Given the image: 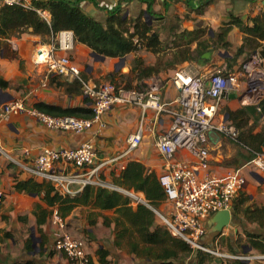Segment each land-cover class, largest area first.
Wrapping results in <instances>:
<instances>
[{
	"label": "crops",
	"instance_id": "obj_1",
	"mask_svg": "<svg viewBox=\"0 0 264 264\" xmlns=\"http://www.w3.org/2000/svg\"><path fill=\"white\" fill-rule=\"evenodd\" d=\"M78 1L86 13L102 21L106 22L109 18V10L120 7L125 11L124 17H127L129 21L141 16L142 20L153 26V30L160 32L162 41L168 45L165 50L153 52L143 48L137 52H131L125 55V61L119 67L116 66L120 62V57L106 56L104 60L97 59L92 55L91 47L76 39L72 54L88 79H108L109 74L120 72L123 77L130 78L132 81L130 84L133 85L138 84L139 81L157 82L169 77L174 69L176 71L180 66L192 64L186 63L189 62L188 60H174L176 50H179V47H174V41L178 38L180 30H194L203 27L206 32L201 39L211 40L217 35L219 28L233 17H239L252 25V18L264 10V0H149L153 13H149L150 21H148L147 0ZM130 28L133 30V27ZM243 37L244 32L241 28L235 24L232 25L227 35L231 43L230 49H224L230 55L221 58L222 61L227 63V57L232 56L241 46ZM47 38L33 33L32 29L22 33L20 37L0 36V43H8L17 50L18 55L17 57L5 55L6 52L1 47L0 77L7 82V87L0 86V98L6 93L12 96L11 99L24 98L27 106H36L38 102H44L62 107H90V100L82 92L68 91L63 85H58L56 78L47 76L45 67L34 61L38 44L48 41ZM196 42H193V48L196 47ZM218 54L221 56L220 51ZM161 55L164 58L170 57V60L168 58L164 60V63L167 61L168 65L158 64L160 68L156 67L157 72L139 80L137 72L132 71L135 57L141 56L146 65L156 66ZM248 56L247 52L240 55L232 71H240ZM200 58L201 55L190 61H197L193 65L202 73L209 74L217 61L210 59L202 62ZM221 60L218 61L222 62ZM162 93L164 100L174 107L178 91L170 80L164 86ZM258 98H261L259 94L246 93V84L242 80L239 89L230 93L219 103L218 110L224 108L228 111H225L224 115L221 113V117L217 112L216 120L234 123V119V124H241V119L236 117V112L246 106H255L259 102ZM257 112L259 118L255 119L259 123L253 118L254 113ZM254 113L247 114V119L244 116L241 126L245 131L263 132L264 112L256 108ZM106 121L107 127L103 132L95 134L92 129L82 133L54 130L27 112L0 116V146L2 148L0 150V191L3 193L0 200V264L27 260H34L39 264L41 262L44 264H74L65 251L55 247L56 239L63 232H69L74 237L84 240V248L92 264H101V250L108 252L107 259L110 264H140V262L146 264L147 260H150L149 263L153 262L152 259L141 258L132 251L130 242L134 238L119 236L121 227L117 224L116 209H102L94 203L72 205V202H63L56 198V195L62 193L52 182L54 190L48 193L46 187L37 186L34 189V184L28 181L34 177L19 164L29 162L46 148L76 147L88 140L92 141L98 150L97 161L111 158L128 148L129 136L136 133L142 125L144 132L139 146L118 160L104 165L96 174V178L112 183V173L119 174L132 160L142 162L158 177L165 172L166 159L156 145V140L158 135L169 127L171 121L169 114L158 115L151 108L143 109L135 104H118L106 115ZM220 135L221 139L218 136L214 139L210 138L211 171L217 175H224L232 168L241 167L247 177V182L234 201L233 213L237 222L225 225L218 230L217 223L211 221V216L205 222L207 232L202 241L224 252L264 254L253 246L250 236V233L264 235V214H257V209L264 206V170H260L252 161L239 163L236 158L238 152L236 144L231 140L230 143H225L223 135ZM176 158L195 159L185 150H179ZM34 179L39 183L46 181L40 178ZM26 182L29 184L23 186L22 184ZM72 187L76 193L83 190V186L78 184ZM169 207V202L163 200L157 209L166 212ZM256 215L263 217L259 219L260 217ZM155 219L156 225L164 226L156 212ZM200 251L198 250V254ZM198 254L193 257L192 253V261H196L195 264H198ZM255 260L252 259L250 263L264 264V262L254 263ZM189 262L183 260L178 264H191ZM223 262L221 264H225Z\"/></svg>",
	"mask_w": 264,
	"mask_h": 264
},
{
	"label": "built area",
	"instance_id": "obj_2",
	"mask_svg": "<svg viewBox=\"0 0 264 264\" xmlns=\"http://www.w3.org/2000/svg\"><path fill=\"white\" fill-rule=\"evenodd\" d=\"M18 3L34 7L32 0H0L2 4ZM46 18L50 14L38 9ZM76 45L72 30L63 29L48 41L40 42L36 48L34 61L44 66L47 76H61L81 84L82 94L90 100L92 115H53L37 108L27 106L24 98L1 101L0 116L27 112L54 130H68L82 133L94 130L101 134L107 127L106 115L118 104H135L143 109H153L159 115L169 114V127L158 135L156 145L166 159V170L159 175L169 209L164 212L152 207L141 191L119 187L101 178L98 171L107 163L116 161L139 146L144 127L129 136L128 148L121 154L99 161L98 150L92 141H84L76 147L46 148L29 162H18L34 178L52 182L62 194H75L72 186L87 183L116 188L131 197L133 203L143 202L151 206L168 231L184 239L193 250L217 252L227 259L264 258L239 252H220L202 240L207 232L206 220L220 210L231 209L235 198L243 190L247 177L241 167H235L224 175L211 171V149L209 131L216 130L237 140L239 128L232 122L217 121L216 115L221 100L236 92L241 84V74L245 76L248 88L246 93L264 97V56L259 51L249 54L240 71H232L226 66L213 65L209 74H204L196 66L187 64L176 69L173 85L178 91L172 107L164 100L161 83L142 82L140 87L117 86L110 81H93L84 76L72 51ZM257 110L263 112L259 102ZM0 146V150H1ZM179 150L194 156V160L176 158ZM256 167L264 170V151L252 160ZM3 193L0 191V200ZM83 239L63 232L55 241L57 249L66 252L74 264H91L84 248Z\"/></svg>",
	"mask_w": 264,
	"mask_h": 264
},
{
	"label": "trees",
	"instance_id": "obj_3",
	"mask_svg": "<svg viewBox=\"0 0 264 264\" xmlns=\"http://www.w3.org/2000/svg\"><path fill=\"white\" fill-rule=\"evenodd\" d=\"M147 1V12L152 14L151 1ZM32 4L34 7L30 8L18 3L0 5L1 37H10L11 35L20 37L22 33L32 29L33 33L50 39L60 30L69 29L74 32L77 41L111 57L125 56L143 48L159 52L168 46L162 41L160 32L156 29L153 30V26L142 20L141 16L129 21L127 17H124L125 11L120 7L109 10L110 15L105 22L86 13L78 0H32ZM38 9L47 11L50 14V19H46ZM127 22L130 23L127 24ZM252 22L251 25L239 17H233L219 28L217 35L211 40L201 39L206 32L203 27L194 30H180L178 38L174 41V47H179V50H176L177 54H175L174 60H195L211 46L217 49H230L231 43L227 39V35L234 24L241 28L244 37L243 43L236 52L227 57V68L232 69L238 57L245 52L250 54L259 51L264 56V10L254 16ZM130 27H133V30ZM195 41H197V45L193 48L192 44ZM5 55L8 54L5 53ZM10 56L17 57L18 55L13 53ZM156 67L146 65L142 57L137 56L133 61L132 71L137 72L138 79L141 80L157 72V68L160 67ZM115 85L120 86L119 84ZM141 85L142 81H139L137 86L140 87ZM0 86L7 87V82L1 77ZM70 90L72 89L70 88ZM259 104L264 112V99ZM36 107L53 115H76L80 117L92 115V109L88 106L62 107L38 102ZM256 108L257 105H250L236 112V117L241 119V124H235L239 128L240 134L237 140L232 139L231 141L238 147L236 158L239 163L251 161L259 152L264 151V131H245L241 126L244 116L247 119V114L256 112ZM112 180V183L119 187L143 192L152 207L157 208L166 199L165 189L158 175L154 171L148 170L140 161L128 162L119 174L113 172ZM28 181L34 184V189L37 186L46 187L47 193L54 190L53 184L49 181L39 183L34 178H30ZM29 182L22 185L25 186ZM56 198L63 202H72V205L94 203L95 206L102 209H116L118 213L117 224L121 227L119 236L134 238L130 242L132 251L141 258L153 260L152 263L146 264H178L179 261L185 260L193 253V249L184 239L172 235L165 226L155 224V211L151 206L143 202L134 204L131 197L119 189L87 183L83 190L78 193L58 194ZM257 214H264V206L257 209ZM256 216L260 217L259 219L263 217L262 215ZM250 236L253 246L264 252V235L250 233ZM107 255V251H100L101 264H110ZM207 255V252L200 251L197 256L198 264H203ZM224 262L225 264H251L250 261L243 259H227ZM12 264L39 263L34 260H27Z\"/></svg>",
	"mask_w": 264,
	"mask_h": 264
},
{
	"label": "rangeland",
	"instance_id": "obj_4",
	"mask_svg": "<svg viewBox=\"0 0 264 264\" xmlns=\"http://www.w3.org/2000/svg\"><path fill=\"white\" fill-rule=\"evenodd\" d=\"M99 1H101V0H99ZM0 45H1V47H3L4 48V50H5V52H6V54H8L9 56L10 55H12L13 53H16L17 52V50L16 49H14L13 47H11V45H9L8 43H0ZM207 50H211V55H210V57H209V59L208 60H214V61H217V63H220L221 64V66H223V67H227V63L225 62V61H222L221 60V58H225L227 55H226V51L224 50V49H217V48H215L214 46H212V48H208ZM206 50V51H207ZM221 52V56L218 54V52ZM214 53H215V56H214ZM213 54V55H212ZM220 56V57H219ZM166 58H170V57H166ZM166 58H164V56H159V58H158V61H157V64H156V66L158 67V64L159 65H161V63H163V64H167L168 65V63H167V61H165V63H164V60H167ZM170 60V59H169ZM168 60V61H169ZM207 60V61H208ZM218 60H221L222 62H219ZM201 61L202 62H207L206 60H202L201 59ZM195 62H197V61H189V62H186V63H192L191 65H193V63H195ZM225 62V63H224ZM217 63H215L216 65H220V64H217ZM240 69H242V68H240ZM239 69V70H240ZM174 72H175V69L173 70V73L169 76V77H167V78H162V79H158L159 81H157V82H152V83H150V84H159V83H161V87H160V89H162V91H163V89H164V86L167 84V82L170 80L172 83H173V80H172V78H173V74H174ZM84 76L86 77V75L84 74ZM56 79H55V81L58 83V85H60L61 83V85H63V87L66 89V90H68V91H72V92H75V93H81L82 92V89H81V87H80V84L79 83H77V82H70L69 80H67V79H65V78H63V77H58V76H54ZM87 78V77H86ZM107 78L108 79H98V80H93V81H100V80H106V81H110V82H112V83H114V84H119V85H122V86H125V87H138L137 86V84H130V83H132V81H130V78H125V77H123V75L119 72V73H117V74H109V76H107ZM111 79H113V80H111ZM241 79L245 82V84H246V81H245V76L244 75H242L241 74ZM241 80V81H242ZM70 88L72 89V90H70ZM248 88V85L246 84V89ZM258 100H259V102L262 100V98H258ZM225 111H228L227 109H222V110H218V114H219V116L221 115V113H223V115H224V112ZM258 113V112H257ZM257 113H254V115H253V118H254V120L256 121L258 118H259V113L257 114ZM221 117V116H220ZM255 118H257V119H255ZM233 122L235 123V120L233 119ZM256 122H258V121H256ZM255 122V123H256ZM259 123V122H258ZM223 140H225V143L226 142H228V143H230L229 141L231 140L227 135H224L223 134ZM161 220V219H160ZM195 252V251H194ZM194 252H193V254H194ZM220 252H224V251H222V250H220ZM208 253V255H207V257H206V261H205V263L204 264H221V262L222 261H225V260H227V257L226 256H224V255H221V254H217V252L215 253V252H207ZM227 253H231V251H229V252H227ZM244 254H249V255H254V254H250V253H244ZM258 255H261V254H258ZM254 259H256L255 261H254V263L255 262H264V258H254ZM193 260V257H192V255L190 256V257H187L186 259H185V261L186 262H191V264H195L196 263V261H192ZM189 262V263H190Z\"/></svg>",
	"mask_w": 264,
	"mask_h": 264
},
{
	"label": "water",
	"instance_id": "obj_5",
	"mask_svg": "<svg viewBox=\"0 0 264 264\" xmlns=\"http://www.w3.org/2000/svg\"><path fill=\"white\" fill-rule=\"evenodd\" d=\"M146 14H147L148 21H150V16H149V13L147 11H146ZM92 55L94 57H96L97 59H101V60H104L106 58V55L101 54L95 50H93ZM210 55H211V50H207L201 54L200 59L208 60ZM226 55H230V53L228 51H226ZM124 61H125V56H121L120 62L117 64L116 67L121 66L124 63ZM0 90H1V88H0ZM4 94H5V96L1 98V101H7V100L11 99L12 96L10 94H6V93H4ZM215 136H218L221 139V135L219 134L218 131H216V130L209 131V137L211 139H214ZM256 175L258 176L257 173H256ZM236 220H237V218L233 213V207L231 209L220 210L211 217V221L217 223V229L218 230H221L223 228V226L228 225L230 223H236L237 222ZM197 254H198V250L195 251L193 257H195ZM146 262L149 263L150 260H147ZM41 264H44V263L41 262ZM140 264H141V262H140Z\"/></svg>",
	"mask_w": 264,
	"mask_h": 264
}]
</instances>
